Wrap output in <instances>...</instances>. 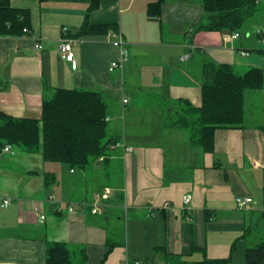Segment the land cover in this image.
I'll list each match as a JSON object with an SVG mask.
<instances>
[{"label":"crops","instance_id":"1","mask_svg":"<svg viewBox=\"0 0 264 264\" xmlns=\"http://www.w3.org/2000/svg\"><path fill=\"white\" fill-rule=\"evenodd\" d=\"M141 2L102 0L90 21L117 24L119 30L74 38L75 67L59 44L65 27L74 34L82 26L90 0H11L13 7L30 11V29L20 35L0 34V111L39 119L43 100L56 88L102 91L111 134L121 139L95 163H101L106 178L119 163L123 176L115 187L107 181L93 188L92 168L47 165L41 150L24 152L15 145L11 152H3L0 264H45L48 241L84 246L85 264H102L110 243L114 246L103 264H124L126 259L165 264L155 246L191 260L231 256L222 264H245L246 248L264 240V88L246 91L260 113L257 121L245 119L242 128L218 129L212 152L192 145L187 129L165 125L164 103L182 98L201 106L206 59L239 70L263 68L262 55L248 59L249 53L242 54L250 47L242 34L231 41L219 31L194 34L205 15L197 1L167 0L161 20L149 19L148 3ZM115 33L123 40L121 46L114 44ZM262 38L264 42V34ZM38 42L41 49L35 48ZM123 48L128 60L111 71ZM188 51L191 57L183 60ZM124 98H129L127 103ZM131 101L141 111L133 112L129 131L127 121L135 109L129 107ZM46 173L51 174L48 181ZM105 188L117 189V196L111 191L108 198H98ZM188 193L192 200L186 206ZM237 196L253 200L240 207ZM6 199L10 204L4 207ZM97 201L100 209L94 212ZM115 207L138 215L135 243L148 236L158 238L150 245L153 255L142 253L143 260L126 248L128 238L126 242L111 238L101 220L109 221Z\"/></svg>","mask_w":264,"mask_h":264},{"label":"trees","instance_id":"2","mask_svg":"<svg viewBox=\"0 0 264 264\" xmlns=\"http://www.w3.org/2000/svg\"><path fill=\"white\" fill-rule=\"evenodd\" d=\"M101 1L90 0L82 26L74 34L69 31V37L79 38L119 30L117 24H93L90 21L91 13L100 7ZM166 1L148 0V18L161 20L162 7ZM193 1L199 2L205 10L204 17L196 24L194 34L200 31L241 32L256 15L260 5L259 0ZM25 28L28 31L30 29V11L13 7L11 0H0V34L20 35ZM256 34L263 36L264 33L258 34L256 31ZM188 52L192 55V51ZM203 76L201 106H195L182 98L176 102H164L167 106L165 125L187 129L192 145L212 152L218 129L245 126L246 91L264 88V67H250L241 73L230 63L206 59ZM107 117L108 107L102 91L56 88L52 96L43 100L39 119L14 117L0 111V149L12 144L24 152L41 150L46 161L66 163L71 168L86 170L107 155L110 147L121 139V135L111 134ZM50 175L46 173L47 181ZM113 246L109 244L102 264ZM154 250L162 254L165 264H222L231 260V256L227 259H211L206 255L200 260H191L185 255L169 251L166 246H155ZM78 254L80 264H85L88 254L84 246H79L76 251L66 242L48 241L45 264H74ZM245 264H264V240L246 248Z\"/></svg>","mask_w":264,"mask_h":264},{"label":"rangeland","instance_id":"3","mask_svg":"<svg viewBox=\"0 0 264 264\" xmlns=\"http://www.w3.org/2000/svg\"><path fill=\"white\" fill-rule=\"evenodd\" d=\"M142 2L141 4H146L148 3V0H141ZM262 2L264 0H261ZM154 24H158V23H154ZM247 26V27H246ZM245 26L244 30L241 31L243 40H245L246 36L248 37V40L245 41V43L247 45H249L250 47L248 48V50H246V53H249L250 55L246 58H251L252 56L255 55H262L263 58V64L262 66H264V51L261 49H264V42L262 41L263 38L262 36H258L256 34V31L258 29H261L264 32V2L261 3L259 5V10L256 12V15L254 17H252L248 22L247 25ZM247 29V30H246ZM230 33H226V35H228ZM225 36V34H224ZM231 41V40H229ZM238 43H240V41H237ZM150 51H154L155 47H149ZM176 51V50H175ZM177 52H179V50H177ZM130 54V53H129ZM129 56V55H128ZM247 69V67H241L239 68V72H244ZM129 99V98H127ZM134 101H131L129 104V107L132 109V107L134 106ZM140 112V109H137L135 107V109L131 110L130 113V121H127L128 123V129L129 131L131 130L132 126V115L133 112ZM260 113L257 112V109H254V104L252 102V98L250 96V91L246 94V115H245V119L247 121V123L249 122H255L257 121V119L259 118ZM252 117V118H251ZM130 123V124H129ZM113 125H114V121H113ZM47 165L48 164H56L57 162L54 161H46ZM66 164V163H65ZM101 163H95L91 168H92V175H94L95 177L91 180L90 185H93V188L96 187H102L103 183L107 182L115 187L116 184H120L121 180H122V176H123V169L121 168V164L117 163L115 164L113 167H111L110 170V175L109 178H106L104 175H102L101 173L104 171V169H101ZM79 174L81 173V170L78 171ZM90 191V190H89ZM95 190H93L94 192ZM113 192L112 197H116L118 194V190L117 189H112L111 190ZM101 198V197H100ZM90 199V198H89ZM107 210V209H106ZM112 213H110V220L107 221L105 219L101 220V223L104 224L105 226L108 227L109 231H110V235L111 238L114 239V241H127V249L129 248V250H131V254L132 255H138V257H141L140 254H144L147 252V255H153V252L150 250L152 243L159 241L158 238H156V236H148L146 238H144V240L140 241V244L135 243V235H134V224H137V222L135 220H137L135 213H133V210H126V208L124 207H115L112 208ZM94 219H96V217H94ZM71 247L74 250H78L79 246L76 244H70ZM137 251V252H136ZM140 252V253H139ZM141 259L144 260V258L141 257ZM146 259V258H145ZM127 260V259H126ZM74 264H80V255L78 254L76 256V258L74 259Z\"/></svg>","mask_w":264,"mask_h":264},{"label":"built area","instance_id":"4","mask_svg":"<svg viewBox=\"0 0 264 264\" xmlns=\"http://www.w3.org/2000/svg\"><path fill=\"white\" fill-rule=\"evenodd\" d=\"M25 32L28 31L27 28L24 29ZM68 33H69V30H68V27H65L63 29V36L61 38V42L59 44V47H60V51L63 53V56L73 62V66H77V63H76V54L73 50V45H74V41L75 39L72 38V37H69L68 36ZM257 33L258 34H261L262 33V30L261 29H258L257 30ZM115 36L118 38L114 41V44L116 46H121L122 43H123V40L121 39V36L119 33H115ZM241 36V32H235V33H230L228 35H225L224 39L225 40H229V39H236V38H239ZM35 48L36 49H41L42 48V45L41 43H36L35 45ZM243 55H247L246 52H242ZM191 57V53L190 52H186L184 55L181 56V58L184 60V59H188ZM128 60V50L127 49H124L121 51V58L119 60H115L112 62L111 64V71L112 70H115L117 68H122L124 63ZM124 103H127L128 102V99L127 98H124L123 100ZM108 120L111 119L110 116L107 117ZM13 149V145L12 144H6L3 148L0 149V156L3 152H11ZM131 149V148H130ZM111 194V189L110 188H105V192L102 194V196L100 195L98 198L102 197V198H108L109 195ZM191 200H192V194L188 193L184 196V204L186 206H188L190 203H191ZM252 197H242V196H237L236 197V202L237 204L240 206V207H244L247 203L249 202H252ZM10 204V200L9 199H6L4 200L2 206L4 207H7L8 205ZM69 211L70 212H73L74 211V206L73 205H70L68 207ZM100 207H99V204H98V201L97 203H95L94 205V209L93 211L94 212H97L99 211ZM45 218V215H42V219ZM124 264H140L139 261H134V262H131L130 260H126L124 262Z\"/></svg>","mask_w":264,"mask_h":264}]
</instances>
